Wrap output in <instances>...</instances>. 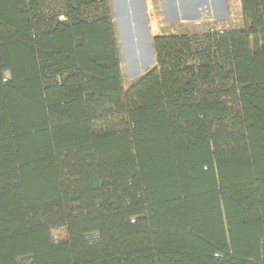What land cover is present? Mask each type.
I'll list each match as a JSON object with an SVG mask.
<instances>
[{
  "label": "trees",
  "instance_id": "16d2710c",
  "mask_svg": "<svg viewBox=\"0 0 264 264\" xmlns=\"http://www.w3.org/2000/svg\"><path fill=\"white\" fill-rule=\"evenodd\" d=\"M53 1L0 0V264H264V0L128 89L109 0Z\"/></svg>",
  "mask_w": 264,
  "mask_h": 264
},
{
  "label": "rangeland",
  "instance_id": "374dc122",
  "mask_svg": "<svg viewBox=\"0 0 264 264\" xmlns=\"http://www.w3.org/2000/svg\"><path fill=\"white\" fill-rule=\"evenodd\" d=\"M54 3L53 0H51ZM122 83L128 89L155 67L153 38L183 34L242 30L245 21L240 0H109ZM8 78L9 75L7 74ZM57 241L66 238L56 230Z\"/></svg>",
  "mask_w": 264,
  "mask_h": 264
}]
</instances>
